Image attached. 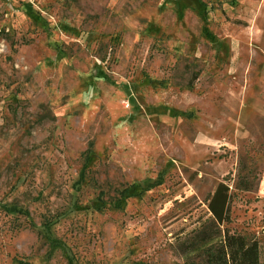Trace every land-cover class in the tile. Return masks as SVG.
I'll use <instances>...</instances> for the list:
<instances>
[{"label": "rangeland", "instance_id": "1", "mask_svg": "<svg viewBox=\"0 0 264 264\" xmlns=\"http://www.w3.org/2000/svg\"><path fill=\"white\" fill-rule=\"evenodd\" d=\"M219 182L264 264V0H0V264H185Z\"/></svg>", "mask_w": 264, "mask_h": 264}, {"label": "trees", "instance_id": "2", "mask_svg": "<svg viewBox=\"0 0 264 264\" xmlns=\"http://www.w3.org/2000/svg\"><path fill=\"white\" fill-rule=\"evenodd\" d=\"M241 188L249 190L250 182H241ZM206 205V217L200 224L177 237L176 249L185 264H261L258 241L229 227V185L219 182Z\"/></svg>", "mask_w": 264, "mask_h": 264}]
</instances>
